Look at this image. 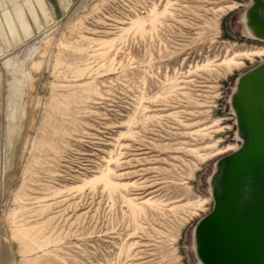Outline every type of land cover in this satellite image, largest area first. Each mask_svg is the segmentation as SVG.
I'll use <instances>...</instances> for the list:
<instances>
[{
  "label": "rangeland",
  "instance_id": "1",
  "mask_svg": "<svg viewBox=\"0 0 264 264\" xmlns=\"http://www.w3.org/2000/svg\"><path fill=\"white\" fill-rule=\"evenodd\" d=\"M253 6L0 0V264H202Z\"/></svg>",
  "mask_w": 264,
  "mask_h": 264
},
{
  "label": "water",
  "instance_id": "2",
  "mask_svg": "<svg viewBox=\"0 0 264 264\" xmlns=\"http://www.w3.org/2000/svg\"><path fill=\"white\" fill-rule=\"evenodd\" d=\"M249 14L254 13L258 0ZM251 22L254 23L252 17ZM263 23L255 25L264 39ZM238 120L248 139L221 161L214 211L198 227L206 264H264V63L238 84Z\"/></svg>",
  "mask_w": 264,
  "mask_h": 264
},
{
  "label": "bare ground",
  "instance_id": "3",
  "mask_svg": "<svg viewBox=\"0 0 264 264\" xmlns=\"http://www.w3.org/2000/svg\"><path fill=\"white\" fill-rule=\"evenodd\" d=\"M258 5L257 8L255 9L256 11L254 13H246L245 14V17H244V20L246 21V26H247V31H248V36L256 41H259L261 43H264V39L263 37H260V35L257 33V30H256V26L255 25H259V23H263V21L260 19L261 17L264 18V0H258ZM19 18L21 19L22 18V15L18 14ZM252 17L254 20V23L251 22V18ZM7 21L9 23V19L7 18ZM262 52V51H261ZM264 56V53H239L236 55V57H240V59H250V57H263ZM251 60V59H250ZM225 63H227L229 65L230 68L232 67H237L238 63H236L234 60H229V61H225ZM243 77V74L239 76V78L237 79V84H236V88H235V91L230 99L231 101V105H232V108L233 110L235 111L236 115H239L241 116L242 115V112L240 110V108H238V105L236 104V93L238 91V84L241 80V78ZM263 119H264V116H263ZM238 137L240 138V140H242V145L238 146V148H236L234 150V152H237L239 151L242 146L245 144V142L247 141L248 139V136H247V133H246V130L245 128H243L241 122L238 123ZM221 172V163L220 165L217 164V168H216V171L214 172V175L211 177L210 179V189H211V193H212V197L213 199L215 200L214 198V195H216L218 192H219V185L216 181V177L218 176V174ZM200 224V223H199ZM199 224L197 225L196 229H195V232H194V238H195V251H196V255H197V258L198 260L202 263V264H206L204 258L201 256V253H200V245H199V239H198V227H199Z\"/></svg>",
  "mask_w": 264,
  "mask_h": 264
},
{
  "label": "flooded vegetation",
  "instance_id": "4",
  "mask_svg": "<svg viewBox=\"0 0 264 264\" xmlns=\"http://www.w3.org/2000/svg\"><path fill=\"white\" fill-rule=\"evenodd\" d=\"M261 43V42H260ZM254 49H256V50H263L264 51V49L262 48H260V47H256V48H254ZM231 150H232V148H231Z\"/></svg>",
  "mask_w": 264,
  "mask_h": 264
}]
</instances>
